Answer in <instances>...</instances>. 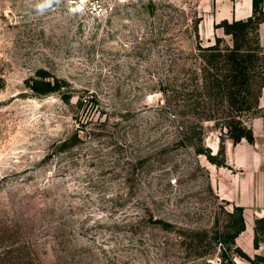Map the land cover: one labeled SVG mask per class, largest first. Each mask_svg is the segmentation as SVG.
<instances>
[{"label": "rangeland", "instance_id": "obj_1", "mask_svg": "<svg viewBox=\"0 0 264 264\" xmlns=\"http://www.w3.org/2000/svg\"><path fill=\"white\" fill-rule=\"evenodd\" d=\"M236 1L0 0V264L264 257L246 220L216 241L233 206L196 151L229 141L200 47L232 45L217 24ZM41 70L63 87L36 93Z\"/></svg>", "mask_w": 264, "mask_h": 264}, {"label": "trees", "instance_id": "obj_2", "mask_svg": "<svg viewBox=\"0 0 264 264\" xmlns=\"http://www.w3.org/2000/svg\"><path fill=\"white\" fill-rule=\"evenodd\" d=\"M263 0H252V15L245 19H224L217 24L222 27L224 33L232 37V45L222 46V37L216 36V42L210 46L200 47L205 61L204 69L208 73L205 79L206 85L212 89V94L220 97L231 107L228 120L223 122L226 130L224 135L238 143L242 139L249 142L254 141L253 130L240 117L243 111H254V115L259 113V97L264 87V51L259 40V24L264 21ZM254 34V45L250 44V35ZM261 60V63H259ZM256 68H259L256 71ZM41 78H32L31 88L38 94H48L63 87L65 81L49 78L45 70L39 71ZM261 76V81L257 78ZM69 98V94L65 95ZM236 112V114L234 113ZM231 113V114H230ZM191 138V137H190ZM201 138L196 143V151L207 156L209 162L216 166H228L226 156V144L221 139L218 151L213 153L209 147L201 142ZM231 223L225 231H219L215 235L216 241L222 244H235V238L245 230L246 222L244 218V207L233 205L231 212ZM161 221V220H160ZM254 245L258 247L264 240V216L255 219ZM230 249V246L228 247ZM226 250L223 251L225 255ZM237 253L250 260L254 264H264L263 256L257 255L255 259L245 252L237 249ZM235 264V262L233 263Z\"/></svg>", "mask_w": 264, "mask_h": 264}, {"label": "crops", "instance_id": "obj_3", "mask_svg": "<svg viewBox=\"0 0 264 264\" xmlns=\"http://www.w3.org/2000/svg\"><path fill=\"white\" fill-rule=\"evenodd\" d=\"M264 10V0L262 3ZM223 19H245L252 15V0H237L223 6ZM259 40L264 51V21L259 24ZM259 113L246 124L253 130L254 141L226 142L228 166H216V187L223 199L244 207L247 229L255 234V219L264 216V87L259 97Z\"/></svg>", "mask_w": 264, "mask_h": 264}]
</instances>
